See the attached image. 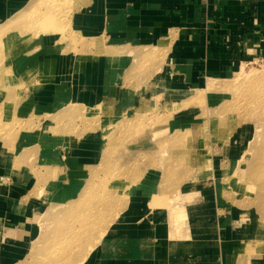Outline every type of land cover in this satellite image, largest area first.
Listing matches in <instances>:
<instances>
[{
    "label": "rangeland",
    "instance_id": "obj_1",
    "mask_svg": "<svg viewBox=\"0 0 264 264\" xmlns=\"http://www.w3.org/2000/svg\"><path fill=\"white\" fill-rule=\"evenodd\" d=\"M45 1L0 0V186L35 225L0 228V264H49L65 239L73 264H154L206 229L264 264V45L214 90L172 88V37L111 43L94 0ZM95 60L108 76L81 88Z\"/></svg>",
    "mask_w": 264,
    "mask_h": 264
},
{
    "label": "crops",
    "instance_id": "obj_2",
    "mask_svg": "<svg viewBox=\"0 0 264 264\" xmlns=\"http://www.w3.org/2000/svg\"><path fill=\"white\" fill-rule=\"evenodd\" d=\"M94 2V17L96 20L101 19L111 43H132L137 49H149L151 45H158L162 39L172 37V44L166 49L169 53V66L174 73L172 88L206 85L208 79H226L238 71L243 63L254 60L259 48L264 45V0ZM94 22L92 20L90 24L95 25ZM105 75L108 76L101 68L100 61H91L80 73L78 85L81 88L93 87L95 85L92 83H97ZM21 187L7 185L6 188L11 190L8 193L7 189L0 186V228L3 226L8 232L6 237L3 236L4 239L17 233L22 225L25 229L29 226L32 230L35 228L31 224L32 214L28 215L30 213L24 208L19 210L15 197ZM3 192L7 193L5 198L2 197ZM197 232L195 230L194 238ZM205 232L198 235L202 237L199 240L189 241L204 244L203 250L194 253L187 250V254L180 251L178 255L171 256V248L165 251L163 246L156 247L154 264H172L173 261L179 264H217L220 257L231 264L234 261V247L228 246V251L223 249V245L216 239L218 234L212 235L208 229ZM210 245L217 246L218 250L211 247V251H208Z\"/></svg>",
    "mask_w": 264,
    "mask_h": 264
},
{
    "label": "bare ground",
    "instance_id": "obj_3",
    "mask_svg": "<svg viewBox=\"0 0 264 264\" xmlns=\"http://www.w3.org/2000/svg\"><path fill=\"white\" fill-rule=\"evenodd\" d=\"M45 1V0H44ZM46 1H48L47 3L48 4H50V1L51 0H46ZM45 1V2H46ZM51 5V4H50ZM26 10L27 9H23L22 10V12H26ZM21 12V13H22ZM48 18V17H47ZM214 81H215V79H208V83H206L207 84V86L204 88V92H207V91H211V90H214V85H216V84H218V83H216V84H214ZM221 86V85H220ZM217 87V86H216ZM263 152H264V150H263ZM260 156V155H259ZM262 158H263V162H264V155H262ZM258 159H260V157L258 158ZM264 165V164H263ZM263 165H262V167H263ZM260 168V167H259ZM261 169H263V168H261ZM258 171V170H257ZM262 172V171H261ZM251 174H253V173H251ZM262 174V173H261ZM254 175V174H253ZM256 176V175H255ZM260 176V175H259ZM264 177V176H263ZM188 208H187V206H182V209H177L175 212H171L170 213V215H171V217H172V219L173 220H179L180 219V217H182V216H184L185 215V213H186V210H187ZM199 214H202V213H199ZM83 218V217H82ZM88 218V217H87ZM93 219V218H92ZM200 220V219H199ZM85 221V222H84ZM91 221L92 220H87V219H83V224L85 223V224H87V225H90V223H91ZM80 223H81V221H80ZM79 223V224H80ZM73 224V223H72ZM75 224H77V223H75ZM92 225V224H91ZM89 226V227H92V226ZM83 227V229H84V226H82ZM86 227H88V226H86ZM73 229H75L74 227H73ZM72 228L71 229H69V232H70V230H73ZM80 229V228H79ZM89 229V228H88ZM77 230H78V228H77ZM76 231V230H75ZM90 230H88V232H89ZM77 232H79V230L77 231ZM86 232H87V230H86ZM80 233V232H79ZM66 234H69L70 235V233H68V231H67V233ZM74 234V233H73ZM72 235V234H71ZM76 235H78V234H76ZM66 236V235H65ZM72 236H75V235H72ZM79 237H80V235H79ZM78 237V238H79ZM181 237V236H180ZM183 237V236H182ZM67 238V237H66ZM68 238H69V236H68ZM73 238V237H72ZM75 238H77V236L75 237ZM70 239V238H69ZM75 240V239H74ZM60 241H61V239H60ZM67 241H68V239H65V241L63 240L62 242H63V246H61V244H60V248H54V252L55 253H53L52 255H50V257L53 259H51V261L54 263V262H58L59 264H73V262H74V260H72L71 259V257H68L67 255H69L68 253H69V251H66V250H69V249H67V248H69V246L68 247H66L68 244H70L69 243V241H68V243H67ZM76 241V240H75ZM179 241H182L181 239H179L178 240V242ZM71 242V241H70ZM91 243V242H90ZM72 244V243H71ZM76 245H78L77 243H75ZM178 244V243H177ZM199 244V243H198ZM84 246H85V244L83 245V244H81V245H79V248L81 247V249H80V251L84 248ZM59 247V246H58ZM103 248L104 247H106V243L104 242V244H103V246H102ZM195 247H197V246H195ZM72 248V247H71ZM75 248V247H74ZM89 252H91V251H93V250H91V244H89ZM88 248L86 249V250H88ZM177 248H180V250L181 249H183L182 248V246H180V245H176V246H172L171 247V249H170V255L171 256H174L175 254H178L179 253V250H177ZM202 248V247H201ZM200 249V248H199ZM203 249V248H202ZM60 250V251H59ZM193 250H195L194 248H193ZM192 250V251H193ZM72 251V250H71ZM197 251H198V249H197ZM73 252H74V249H73ZM82 253V255H83V257H82V259H81V262L83 261V259H85V257H86V255H87V253L86 254H84V250H83V252H81ZM106 255V254H105ZM111 257V256H110ZM176 260V259H175ZM50 261V262H51ZM149 261V260H148ZM172 261H173V259H172ZM202 261V260H201ZM212 261H214V260H212ZM50 262H49V264H50ZM152 262V261H151ZM80 263V262H79ZM75 264V263H74ZM97 264V263H96ZM149 264H151V263H149ZM172 264H179V263H177V262H175V261H173V263Z\"/></svg>",
    "mask_w": 264,
    "mask_h": 264
}]
</instances>
